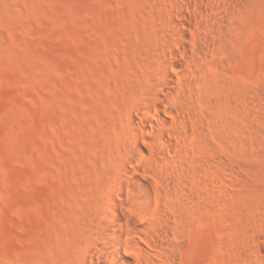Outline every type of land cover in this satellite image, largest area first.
Returning <instances> with one entry per match:
<instances>
[{
	"label": "rangeland",
	"instance_id": "obj_1",
	"mask_svg": "<svg viewBox=\"0 0 264 264\" xmlns=\"http://www.w3.org/2000/svg\"><path fill=\"white\" fill-rule=\"evenodd\" d=\"M181 32L190 56L198 39L208 46L178 54L190 89L159 138H143L153 194L112 198L169 229L138 239L144 264H260L264 0H0V264H80L99 242L132 154L130 116L164 60L177 74Z\"/></svg>",
	"mask_w": 264,
	"mask_h": 264
},
{
	"label": "bare ground",
	"instance_id": "obj_2",
	"mask_svg": "<svg viewBox=\"0 0 264 264\" xmlns=\"http://www.w3.org/2000/svg\"><path fill=\"white\" fill-rule=\"evenodd\" d=\"M179 17L184 28L193 33L195 16L181 12ZM188 42V34L181 32L175 45L169 48L168 55L169 62L177 74H173L166 68V60H164L158 80L147 86L144 100L136 105L137 112L130 116L136 127V132L128 143V147L133 149H131L132 154L129 155L128 165L124 167V172L117 177L115 188L112 189L114 191H111L105 203L104 220L97 224L96 232L100 237L99 242L88 245V252L80 259V264H92L94 256L101 264H104L109 258L113 259L114 264H144V257L140 253L143 246L138 239L144 238L151 244L152 242L149 240L151 234L159 235L163 239L169 237V229L166 226L154 222L145 224L141 220L142 217H145L143 214H140V219L129 216L127 207H125L127 205L118 203L112 198V193L115 192L118 196L127 199L133 198L135 202L139 201L140 191L138 189H141L142 193L148 197L153 194L151 185L140 174L139 164L146 155L144 147H147L143 143V138L150 134L159 138L160 132L156 127L168 124L167 116L174 114V108L170 105V101L178 99L179 94L190 89L192 79L183 72L178 54L186 55L189 59L193 56L199 57L206 52L208 42L200 39L195 41L196 53L193 56L188 53ZM179 115L182 116L180 113L176 114V116ZM145 124L155 126V129L148 130L144 126ZM132 160H134L133 163ZM127 181L129 185L126 184ZM161 218L166 220L167 216L162 214ZM125 250L135 252V255L128 254L124 252ZM256 258L260 264H264V252L261 249H257Z\"/></svg>",
	"mask_w": 264,
	"mask_h": 264
}]
</instances>
